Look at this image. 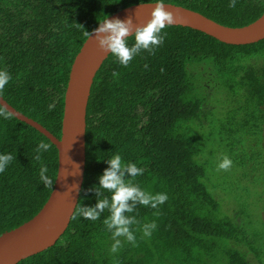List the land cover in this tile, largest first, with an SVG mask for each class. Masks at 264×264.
<instances>
[{"label":"trees","instance_id":"trees-1","mask_svg":"<svg viewBox=\"0 0 264 264\" xmlns=\"http://www.w3.org/2000/svg\"><path fill=\"white\" fill-rule=\"evenodd\" d=\"M157 2V0H152ZM228 26L264 13V0H163ZM140 0H0L2 95L57 137L76 55L99 20ZM163 43L127 67L111 54L94 77L87 112L86 172L80 199L56 244L17 264H264V39L229 44L172 25ZM134 38H129L133 43ZM115 73V75H114ZM55 104L49 111V105ZM0 107L4 108L1 104ZM52 145L36 160L41 142ZM0 153L15 159L0 174V235L32 219L57 177V146L12 115L0 118ZM119 153L144 169L146 191L166 193L156 209L137 205L135 243L113 240L100 220L76 215L94 205L91 188ZM224 157L227 170L218 167ZM53 185L39 178L41 165ZM155 223L151 236L145 224Z\"/></svg>","mask_w":264,"mask_h":264},{"label":"water","instance_id":"water-1","mask_svg":"<svg viewBox=\"0 0 264 264\" xmlns=\"http://www.w3.org/2000/svg\"><path fill=\"white\" fill-rule=\"evenodd\" d=\"M164 3L177 17L174 25L200 30L229 44H250L264 39V13L245 26L235 27L219 23L193 9ZM152 7L154 5L134 4L115 12L109 18L127 19L131 16L135 24L141 25L151 18ZM109 55L99 48L91 34L76 55L68 77L60 138L40 122L17 110L0 95V104L5 109L47 136L58 149L57 180L47 202L32 219L0 235V264H17L54 246L68 228L85 179L87 112L93 80ZM75 165H79L78 174L72 175L77 171ZM65 172L68 175L65 176ZM74 183L79 185V191L71 194L65 192Z\"/></svg>","mask_w":264,"mask_h":264},{"label":"clouds","instance_id":"clouds-1","mask_svg":"<svg viewBox=\"0 0 264 264\" xmlns=\"http://www.w3.org/2000/svg\"><path fill=\"white\" fill-rule=\"evenodd\" d=\"M152 6L150 19L141 25L134 23L133 18L127 19L109 18L99 20V25L91 32V38H95L100 49L110 53L116 58L119 64L127 67L129 63L141 51H153L159 47L167 33L166 28L176 23L177 17L170 11L163 0H140V6ZM230 6H236V0H230ZM134 38L133 43H129V38ZM115 75V73H114ZM11 75L6 70H0V93L9 84ZM49 111L54 109L55 104H50ZM13 113L5 108L0 107V118L10 119ZM52 147L51 144L41 141L36 147V160H41L42 153L47 152ZM15 157L11 153H0V174L13 162ZM98 160L107 164L102 174L98 177V184H94L91 191L96 195L94 205L82 204L76 211V215L85 220L97 221L107 212L109 213L104 219L103 224L108 232L111 233L113 243L110 252L115 254L122 246V240L128 243H135L136 236L132 230V225L136 223V218L130 215L135 212L137 205L151 207L156 209L159 205L164 204L168 196L166 193H150L135 182V178L144 174V169L139 167L136 162L125 161L121 154L115 153L108 158H101L97 155ZM231 160L224 157L218 167L227 170L231 166ZM78 174L79 165H75ZM48 168L41 165L39 178L45 187L52 186L53 180L47 175ZM68 175L67 172L64 174ZM57 180V179H56ZM55 180V182H56ZM79 191L78 184H72L67 188V193ZM156 228L155 223L145 224L142 228L144 236H151L152 230Z\"/></svg>","mask_w":264,"mask_h":264},{"label":"rangeland","instance_id":"rangeland-1","mask_svg":"<svg viewBox=\"0 0 264 264\" xmlns=\"http://www.w3.org/2000/svg\"><path fill=\"white\" fill-rule=\"evenodd\" d=\"M261 212H262V215L264 216V200L262 199L261 200Z\"/></svg>","mask_w":264,"mask_h":264}]
</instances>
